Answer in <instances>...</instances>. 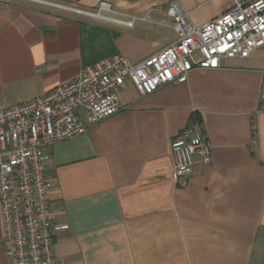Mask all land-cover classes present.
<instances>
[{"label": "crops", "instance_id": "crops-1", "mask_svg": "<svg viewBox=\"0 0 264 264\" xmlns=\"http://www.w3.org/2000/svg\"><path fill=\"white\" fill-rule=\"evenodd\" d=\"M94 9L103 0H48ZM133 26L29 0H0V110L29 102L122 55L133 63L177 40V1L204 25L247 0H107ZM264 48L224 58L181 85L119 92L122 110L46 150L52 264H264ZM199 117L212 164L175 180L172 142ZM257 130L253 132V122ZM0 211V264L6 256Z\"/></svg>", "mask_w": 264, "mask_h": 264}, {"label": "built area", "instance_id": "built-area-1", "mask_svg": "<svg viewBox=\"0 0 264 264\" xmlns=\"http://www.w3.org/2000/svg\"><path fill=\"white\" fill-rule=\"evenodd\" d=\"M64 11L133 26L112 17V4L84 9L48 0H29ZM177 40L161 52L133 63L115 55L83 68L72 81L29 102L0 110V211L3 244L15 264H52L55 233L52 184L46 177V150L74 139L122 110L119 92L133 83L142 95L181 85L196 70H213L224 58H249L264 48V0L237 3L201 26L188 22L177 1L167 10ZM264 99V93L262 95ZM264 112L262 105L258 112ZM257 125L253 122V132ZM211 142L195 117L172 142L176 181L212 164Z\"/></svg>", "mask_w": 264, "mask_h": 264}]
</instances>
